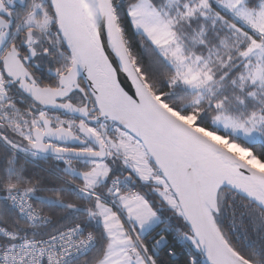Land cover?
Masks as SVG:
<instances>
[{"label":"snow or ice","instance_id":"6c2138e0","mask_svg":"<svg viewBox=\"0 0 264 264\" xmlns=\"http://www.w3.org/2000/svg\"><path fill=\"white\" fill-rule=\"evenodd\" d=\"M0 264H264V0H0Z\"/></svg>","mask_w":264,"mask_h":264}]
</instances>
